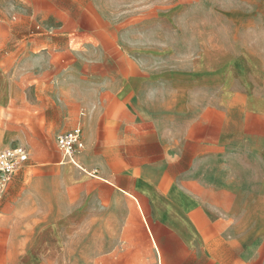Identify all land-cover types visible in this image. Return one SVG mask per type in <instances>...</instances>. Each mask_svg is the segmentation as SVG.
<instances>
[{
  "label": "crops",
  "instance_id": "0c3cea01",
  "mask_svg": "<svg viewBox=\"0 0 264 264\" xmlns=\"http://www.w3.org/2000/svg\"><path fill=\"white\" fill-rule=\"evenodd\" d=\"M15 1L0 264H264V0Z\"/></svg>",
  "mask_w": 264,
  "mask_h": 264
},
{
  "label": "built area",
  "instance_id": "2783aa9c",
  "mask_svg": "<svg viewBox=\"0 0 264 264\" xmlns=\"http://www.w3.org/2000/svg\"><path fill=\"white\" fill-rule=\"evenodd\" d=\"M56 144L63 155L71 157L74 151L84 145L81 125L78 124L70 131L58 135ZM27 160L28 152L21 145L0 147V200L15 172Z\"/></svg>",
  "mask_w": 264,
  "mask_h": 264
},
{
  "label": "rangeland",
  "instance_id": "374dc122",
  "mask_svg": "<svg viewBox=\"0 0 264 264\" xmlns=\"http://www.w3.org/2000/svg\"><path fill=\"white\" fill-rule=\"evenodd\" d=\"M18 1L15 0H1L0 1V61L6 59L3 57L6 53L11 52L13 49L10 46L12 39L11 33L6 30L4 27H19L18 19L14 16L13 11V4L17 3ZM181 2V9L183 15L181 18H189V13H193L194 15L200 14L203 17L204 8H205V0H187V1H180ZM17 23V24H16ZM7 45H3V43ZM7 56V55H6ZM11 58H9L10 60ZM2 67L3 64L0 63ZM2 117V116H1ZM54 143L56 146V136H54ZM15 142H12V145H15ZM47 148H53L52 144L49 143L46 145Z\"/></svg>",
  "mask_w": 264,
  "mask_h": 264
}]
</instances>
